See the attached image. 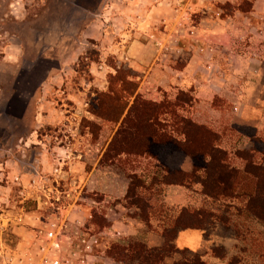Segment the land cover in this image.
I'll list each match as a JSON object with an SVG mask.
<instances>
[{"label":"rangeland","instance_id":"rangeland-1","mask_svg":"<svg viewBox=\"0 0 264 264\" xmlns=\"http://www.w3.org/2000/svg\"><path fill=\"white\" fill-rule=\"evenodd\" d=\"M250 1L0 0V110L6 107L7 100L16 90L36 88L32 104H30L23 120H6L3 123L0 118V126L7 130V136H4L7 138H0V148L8 160L4 175L0 178V247L10 249L17 246L21 240L24 241L22 245L24 250L21 247V251L17 254L12 255L4 252L2 254L0 252L1 263L14 255L17 257L14 264H18V259L24 256H33L37 259L39 254L36 251L38 247V241L35 238L36 232L41 229L46 230L59 223L61 215L65 217L73 214L70 224L71 231H76L79 227L76 225H81L78 224L80 216L85 218L80 220L81 223L87 228L95 230L98 229V223L106 224L103 219V212H122L126 219L134 216V208H122L121 205L117 207L114 200L104 201L102 200L103 195L92 193L83 185L81 188L80 184L77 183L80 177L84 178L87 175L84 170H90L93 163L100 160L98 149L105 144V138L110 139L115 135L120 125V123L116 125L113 122L89 120L88 117L91 115L87 112V108L90 109L92 101H97L98 94L109 91V88L113 87V83L117 88L121 87V78H124L125 81H131L130 85L133 84V89L137 87V84L138 87L140 86V79L127 65V60H121L123 62L120 63L113 56H104L105 60L103 61L109 66L107 67L104 62L99 63L101 62L100 49L106 44V41L120 40L123 37L121 29L125 27V29L131 30V27L133 28L130 21L132 19L128 20L126 24L124 17L119 15L123 8L131 5L128 10L129 18L135 16L134 18L140 19L145 16V14L143 16L141 14L145 10L147 12L149 7L159 5L161 8L156 18L157 25H160V30L163 29V23L169 16L172 18V29L174 30L175 26H183L181 17H183L186 9L190 11V14L187 15L188 21L193 25H200L207 18L229 19L234 16L235 11H242L251 16L250 12L253 10L256 0ZM146 7L147 9H144ZM107 9H111L113 12L108 13ZM91 11L94 14H91ZM171 11L176 15L169 14ZM149 13L150 11L147 17L153 18L149 16ZM92 20L103 25L102 27L109 34L108 39L106 37L104 40L92 36H83L80 41L78 31ZM255 22L259 26V33L255 35V32L250 30L246 37L241 40L242 44L237 43L238 46L235 49H238L240 54L250 58L264 59V19L260 21L255 19ZM123 24L127 26L123 27ZM134 32L135 30L132 33ZM178 34L182 41L185 36L180 32ZM255 36L257 39H252ZM166 43L168 40L165 39L163 44ZM181 47V45L175 47L177 53L182 52ZM78 48H81L82 52H79ZM75 49H78V52ZM162 49L166 50L164 45ZM43 59H49L51 62L45 63ZM177 62L180 64V59H177ZM111 67L113 68L111 69ZM47 68H49L48 72ZM31 71L37 73L35 77L29 76ZM42 74L45 77L40 83V75ZM51 75L52 77L60 76L57 80L59 86L70 87L80 92L78 103L82 108L78 109L76 105L78 110H75L70 107L71 105L68 106L70 111L66 114L76 113L73 114L74 121L63 117V120L57 124L58 126H36L38 114L44 108L40 105L37 106V102L34 101H37L35 99H39L41 96L42 84L46 80H51ZM53 80L55 81L53 84L57 86L56 80ZM25 96L27 97L29 94L26 93ZM52 97L55 98L53 100L56 102L60 99L59 95L56 94H53ZM143 98H145L144 95ZM183 98L185 96L181 94L180 99L184 100ZM66 102L70 103L72 100H66ZM61 103L62 101L59 105ZM179 103L181 102L179 101ZM9 133L11 136L8 135ZM74 134L83 135L75 147V149L83 150V155L76 158V153L54 150V147L59 146L62 137H64L62 144H69L66 139ZM100 134L103 135V138L96 142L95 138ZM85 135L92 137L86 138ZM42 139L46 142L45 146L41 144L40 140ZM26 140H28L27 143ZM65 141L67 143H64ZM33 142L35 144H31ZM256 144L260 149L264 148L262 143ZM228 145L230 146L229 150H231V163L239 165L238 159L234 156L237 148L234 147L233 143ZM45 147L48 149L50 147L49 151L44 150ZM256 158L258 162L264 164V156ZM123 161L120 160L119 164L112 163L108 166V174L118 177L116 180L119 181L121 178L125 180L135 168L143 167L142 164H139L140 158L133 157L128 164ZM123 164L126 166L123 167ZM157 165L149 160L148 166L146 164L147 168H143L141 172L146 177V181H151V176L159 168ZM16 176H19L20 180L17 181ZM101 176L105 178V173ZM79 188L81 191L77 195L79 197L78 202L73 205L75 197H77L75 194L78 193L75 191H78ZM59 195H61L62 201L67 200L65 202L68 203L72 199L71 202L73 203L67 204L66 209L60 210L56 203V198ZM202 202L204 206L217 215L214 216V220L209 219L203 235L210 237L216 232L221 236L222 241L229 242L235 239V248L240 256L239 264H264V224L246 213L243 204L245 202L231 198L211 199ZM169 209H171L169 215H174V210H177L174 207ZM81 227L83 229V226ZM103 241L106 250L110 238H105ZM178 253L181 254L177 256L178 260L195 255V252L189 251H178ZM166 258L168 261H173L175 253ZM167 260L165 259V262ZM130 262L136 264L137 260H124V264Z\"/></svg>","mask_w":264,"mask_h":264},{"label":"crops","instance_id":"crops-1","mask_svg":"<svg viewBox=\"0 0 264 264\" xmlns=\"http://www.w3.org/2000/svg\"><path fill=\"white\" fill-rule=\"evenodd\" d=\"M130 8L131 5H128L125 9L123 8L122 13H119V15L124 17L126 24L128 20L132 19L130 21L133 24V28L131 27V30L125 29L124 26L127 25L123 24L124 28L121 29L123 37L120 40L106 41V44L100 49L101 62L99 63L104 62L108 67L109 65L103 61L108 56H113L120 63L123 62L121 60H127V65L132 68L133 73L140 79L137 93H141L145 98L155 102H161L165 97L175 100L180 92L189 93L193 100L190 103L186 102L181 112L195 122L207 125L218 132L220 146L229 152L230 159L231 150H229L230 146L228 144L233 143L234 147L237 148L234 156L239 161V165H233L237 168L242 169L246 165L247 160L242 155L244 151H250L256 157L263 156L264 148L260 149L256 146V143L260 142L264 145V59L257 57L250 58L242 55L235 48L238 44H242L241 40L246 37L250 30H253L255 35L259 33V26H257L255 19L257 21L264 19V0H256L253 10L250 12L251 16L242 11H235L234 16L229 19L218 18L215 20L214 18H207L200 25H193L188 21L187 15L188 13L190 14V11L186 9L184 15H182L183 17H181V24L183 26H175L174 30L172 29V18L169 16L163 23V29L160 30V25H157L158 21H156V18L161 8L159 5H154L148 9L147 7L144 8L147 9V12L145 10L141 14L142 16L145 14V16L140 19L134 18L135 16L129 18L130 14L128 10ZM106 11L108 13L113 12L111 9H107ZM149 11V16L153 17L151 19L147 17ZM91 14H94V12L91 11ZM169 14L172 16L176 15L173 11ZM145 18L146 20L144 21ZM102 26L95 20L83 26L77 33L80 41L83 36H92L104 40L106 37L108 39L109 34ZM132 30H135V32L132 33ZM178 32L185 36L182 41ZM165 39L168 40L166 44L171 47L169 50L162 49L161 45ZM252 39L256 40L257 38L255 36ZM157 40H160L162 44L157 45ZM178 45L182 46L180 48L181 53H177L175 50V47ZM78 49L79 52H82L81 48ZM78 49H75V51L78 52ZM177 59H180V64H178ZM43 60L48 64L51 62L49 59ZM47 69L48 72L49 68ZM93 70L96 71L95 69ZM29 74L32 78L37 73L35 74L34 71H31ZM40 76V83H42L45 75L43 76L42 74ZM50 78L52 79L43 82L41 96L39 99H35L37 101H34L35 103L37 102V106L40 105L44 108L38 114L36 126H58L57 124L63 120V117L74 121L73 116L76 113L67 115L66 112L70 111L68 110V106L71 105L70 107L75 110L77 109L76 105L78 109L82 108L80 103H78L80 99L79 91L70 87L59 86V81L57 80H59L60 76L57 77L55 75L52 77L51 75ZM53 79L56 80L57 86L53 84L55 82ZM35 90L36 88L34 87L16 90L7 100L6 107L3 106L4 108L0 110L1 122L4 123L6 120H23L30 104H32ZM26 93L29 96L26 97ZM53 94L59 95L60 99L57 102L53 100L55 99L52 97ZM66 100H72L71 104L66 102ZM60 101H62L61 105H59ZM129 108L130 103L122 118L125 117ZM87 112L91 115L88 117L89 120L111 122L96 116L89 108H87ZM115 124L119 125V122ZM8 135L11 136V133ZM4 136H7V130L5 127L0 126V138L6 139L7 137ZM85 136H87L86 138L92 137ZM70 137L68 136L66 139L69 144H62L64 140V137H62L59 146L54 147V150L76 153V158L83 155V150L75 149L83 135L74 134ZM113 137L110 139L105 138V144L98 149L100 160L94 162L90 170H84L87 175L84 178L80 177L77 183L80 184V187L82 185L87 187L92 193H100L103 195L102 200L104 201L114 200L117 203V207L121 205L122 208L135 209L134 216L129 217V220L123 216L122 212H103V216L111 227L110 240L125 246H128L132 240H144L149 247H161L165 243L164 228L170 225L171 221L178 216L183 207H206L202 204V201L213 200L214 198L203 192V185L201 183H194L190 186L179 183L159 184L153 187L152 190L161 189L162 203L165 207L162 212L151 214L150 222L152 227H150L139 216L140 209L128 203L129 174L125 180L121 178V181L116 180L118 177L108 174V166L112 165V163L119 164V160L102 161ZM102 138L103 135L100 134L95 138V141L98 142ZM40 141L42 145H46L44 139ZM64 143L67 142L65 141ZM31 144H35V142ZM49 149L45 147L44 150L49 151ZM1 150L0 148V178L4 175L5 166L8 161ZM126 157L129 156L126 154L122 155L123 159ZM138 158H140L139 164H142L143 167L139 166L135 168L134 171H131L132 173L142 175L141 171H143V168H147L146 164L148 166L149 160H152L159 166L158 160L152 157L139 156ZM193 165L194 161L190 156H187L182 161V168L186 172H191ZM103 173H105V178L101 176ZM81 188L75 191V193L78 192L75 196L80 193ZM78 198V196L75 197L74 203L71 202L72 199L68 203L76 205ZM152 200L154 201V198ZM172 207L177 210L173 209L174 215H169V211H171L169 208ZM71 217L73 218V214H71ZM78 219L82 220L85 218L80 216ZM205 229L206 227L177 228L176 236L173 240L177 248L175 258L173 261H168L166 258L165 264H175V260H178L177 256L180 254L178 251L195 252V255H199L208 264H230L231 258L235 256L240 258L239 252L237 253V249L235 248V239L229 242L222 241L220 239L221 236L216 232L213 236L208 237L203 235ZM23 244L24 241L21 240L17 246L10 249L0 247V252L2 254L3 252L12 255L17 254L21 251ZM218 247L223 248L221 253L216 250ZM22 250H24L23 247ZM194 256H186L184 258H193ZM184 258L179 260H183ZM100 264H121V262L107 256L105 251Z\"/></svg>","mask_w":264,"mask_h":264},{"label":"trees","instance_id":"trees-1","mask_svg":"<svg viewBox=\"0 0 264 264\" xmlns=\"http://www.w3.org/2000/svg\"><path fill=\"white\" fill-rule=\"evenodd\" d=\"M121 81V87L117 88L113 83L109 91L98 94L97 101L91 102L90 111L104 120L120 123L102 161L124 160L128 164L133 157L147 156L159 162L150 182L143 175L129 173L128 203L140 209L141 219L152 227L151 214L164 210L161 189L152 190L153 187L163 183L188 186L201 183L203 192L214 199L238 198L245 201L246 213L264 224V164L257 161L256 155L244 151L242 155L247 160L246 165L242 169L234 166L229 152L220 146L218 132L181 112L186 102L193 100L189 93L180 92L175 100L165 97L161 102H155L137 93L138 84L133 89L131 81L124 78ZM181 94L185 96L184 100L180 99ZM129 103L130 108L122 118ZM123 154L129 157L123 159ZM187 156L194 161L191 172L182 168V161ZM214 216L217 215L207 207H183L164 228L163 246L152 248L144 241H134L125 246L110 240L106 254L121 264L125 259L137 260L136 264H165L166 257L177 251L173 243L177 228H204L209 219L214 220ZM103 219L106 224L96 222L98 229L111 228L104 216ZM218 248L216 250L221 253L223 248ZM238 260L240 258L235 256L230 259V264H239ZM175 264L208 263L195 255Z\"/></svg>","mask_w":264,"mask_h":264},{"label":"built area","instance_id":"built-area-1","mask_svg":"<svg viewBox=\"0 0 264 264\" xmlns=\"http://www.w3.org/2000/svg\"><path fill=\"white\" fill-rule=\"evenodd\" d=\"M156 43L162 44L160 40ZM163 45L166 50L170 48L167 44L161 46ZM15 179L18 181L20 177L16 176ZM56 203L60 210L66 209L67 204H71L62 201L60 196L56 198ZM59 220V223L54 224L53 227L36 232L38 258L24 256L18 259V264H100L106 251L103 240L111 236V229H89L78 220V224L81 225H76L79 226L76 227V231H71L70 216L61 215ZM15 258H17L15 255L8 257L0 264H14Z\"/></svg>","mask_w":264,"mask_h":264}]
</instances>
